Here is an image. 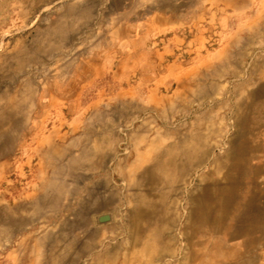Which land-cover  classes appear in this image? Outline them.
<instances>
[{"label": "crops", "instance_id": "1", "mask_svg": "<svg viewBox=\"0 0 264 264\" xmlns=\"http://www.w3.org/2000/svg\"><path fill=\"white\" fill-rule=\"evenodd\" d=\"M144 4L143 14L132 7L118 11L123 21L139 19L133 25L140 24V38L128 34L125 43L112 42L110 61L104 58L94 64L87 82L105 78L112 87L111 92L97 93V100L86 108L90 116L85 119V132L94 126L101 133L45 144L48 159L44 165L39 163L40 178L50 181L51 174L42 172L50 165L56 166L52 178L63 171V190L46 198L36 195L33 203L61 202L65 192L69 198L79 195L74 216L66 223L71 231L81 227L75 235L79 246L67 255L71 258L97 245L107 229L101 218L110 214L111 223L113 211L121 207L127 209V254L122 256L115 248L97 256V264H164L177 254L173 242L214 240L208 228L200 234L198 219L203 215L214 221V202L199 197L209 186H195L198 195L189 205L191 216L179 223V196L185 181L201 160H209L227 118H233L234 141L239 145L264 146V0H147ZM116 33L120 39L123 31ZM142 42L149 43L148 55H138L133 66L139 68L124 74L125 57L136 54ZM136 105L147 111L138 125L133 124ZM152 111L164 122L194 120L191 125H178L187 129L182 132L181 154L169 152L166 127L152 122ZM130 114L121 121V115ZM195 114L203 116L199 119ZM123 125L129 129V154L120 157L115 154ZM73 142L80 144L79 154H72ZM261 151L256 155L264 156ZM170 210L176 211L174 216ZM208 221L204 225L210 226ZM183 227L186 233L180 234Z\"/></svg>", "mask_w": 264, "mask_h": 264}, {"label": "rangeland", "instance_id": "2", "mask_svg": "<svg viewBox=\"0 0 264 264\" xmlns=\"http://www.w3.org/2000/svg\"><path fill=\"white\" fill-rule=\"evenodd\" d=\"M145 2L0 0V264H97V256L115 248L122 256L127 254L125 207L113 211L111 223L110 214L104 215L101 222L107 229L97 245L71 258L67 255L72 254L73 246H79L75 235L81 227L71 231L66 223L74 216L79 195L69 198L65 192V198L57 203L32 200L36 195L46 198L63 190V171L52 178L55 165L42 169L51 174L50 181L49 177H38L39 163L44 165L48 159L43 152L45 144L78 141L85 133L95 138L101 133L91 125L85 132V119L90 116L86 108L97 100V93L106 94L112 87L105 78L87 82L95 71L94 64L110 55L112 42L125 43L128 34L140 38V24L133 25L139 19L123 21L117 15L129 7L143 14ZM119 29L123 31L120 39ZM141 46L136 54L125 57L124 74L137 69L133 63L139 61L138 55H148L149 43ZM138 107L133 110L134 125L140 124L147 112ZM150 115L153 123L166 127L169 152L181 154L182 132L187 129L178 125L194 120L164 122L154 111ZM195 116L200 119L203 115ZM129 117L131 114L121 115L120 119ZM128 130L125 125L120 129L121 145L115 156L129 154ZM234 137L233 118H227L214 139L209 160H201L190 173L193 175L179 196V223L183 224L189 220V205L198 195L193 192L195 186H209L199 197L214 202V221L203 215L198 219L200 234H206L208 228L214 240L173 242L177 254L164 264H264V156L256 155L258 149L264 153V146L239 145ZM71 148L73 155L79 154L78 142ZM168 213L174 216L176 211ZM182 231L186 233L184 227L179 233ZM191 251L193 256L189 257Z\"/></svg>", "mask_w": 264, "mask_h": 264}]
</instances>
